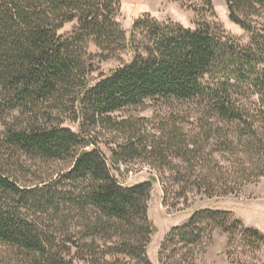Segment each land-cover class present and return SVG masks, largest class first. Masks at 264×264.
Here are the masks:
<instances>
[{"label": "trees", "instance_id": "obj_1", "mask_svg": "<svg viewBox=\"0 0 264 264\" xmlns=\"http://www.w3.org/2000/svg\"><path fill=\"white\" fill-rule=\"evenodd\" d=\"M120 8V0H0V158L11 151L10 160L66 163L55 180L35 186L0 168V264H152L155 178L125 186L114 174L120 164L159 167L155 176L173 183L163 189L165 204L172 195L187 203L191 191L237 195L264 178V0H227L246 43L207 21L186 28L149 14L128 34ZM95 59L121 65L92 79ZM148 100L192 110L171 113L157 134L146 118L115 117ZM191 112L200 132L190 137L182 123ZM105 132L121 139L110 158L98 145ZM215 229L239 230L256 249L264 244L230 212L204 209L172 229L162 253H191Z\"/></svg>", "mask_w": 264, "mask_h": 264}, {"label": "rangeland", "instance_id": "obj_2", "mask_svg": "<svg viewBox=\"0 0 264 264\" xmlns=\"http://www.w3.org/2000/svg\"><path fill=\"white\" fill-rule=\"evenodd\" d=\"M211 1L213 10L210 9L205 0H120L121 8L118 22L123 30L129 34L135 20L148 14L160 21H171L186 28H195L196 23L207 21L223 27L229 35L246 43L245 32L229 19L227 0ZM73 27L74 24L67 25L62 33L70 32ZM89 52L96 55L100 51L94 43H91ZM122 56L125 60L130 59L127 54ZM95 62L98 71L92 75V79H97L100 74L108 75L121 65L117 59L106 62L95 59ZM191 110L188 104L181 106L177 104L175 107H169L148 100L143 106L130 107L117 112L115 117L119 120L128 119L131 121L146 118L149 120L145 123L148 132L157 134L158 128L163 122H167V118L171 113H181V115L186 116L187 112L189 113ZM198 118V115L191 112V116L182 123L183 128L190 137L200 132ZM62 120H64L65 126L78 131V125L70 119L63 118ZM141 125L143 126V124ZM1 131H3V125L0 123ZM117 141H121L120 137L105 132L100 135L98 145L110 158L111 150L116 148L115 142ZM10 152H2L0 168L9 169V172L18 178L20 184L25 186L43 185L52 182L66 168L65 162L38 160L22 154H18L15 157L16 159L10 160ZM216 156L219 155L216 154ZM219 161L221 166H226L225 161L220 159ZM117 168L120 171H114V174L118 181L125 186H133L152 180L153 177L155 178L149 202V219L154 232L147 247L148 258L152 264H264V244L256 249L255 246L248 244L243 239L238 233L239 230L231 236L221 229H215L212 232L209 230L205 233L202 244L191 253L187 254L186 250L179 251L173 256L174 258L171 253L172 249L164 255L162 253L163 244L172 229L187 224L198 210L228 211L235 220L242 222L244 228L257 229L264 235V178L246 184L237 195L208 199L197 194V191H191L187 194V203H184L183 198L172 195L168 198V203L165 204L163 189L167 185L172 188L173 183L168 182V179L163 180L159 174L155 176L159 167L138 161L120 164ZM164 170L168 174L169 169L165 167ZM179 185L175 186L176 189L179 188ZM186 254L187 258L183 259ZM166 255L170 256L171 259L167 260L164 257Z\"/></svg>", "mask_w": 264, "mask_h": 264}]
</instances>
